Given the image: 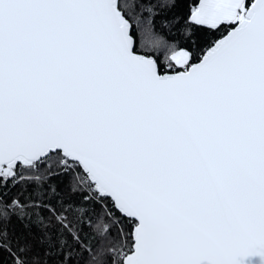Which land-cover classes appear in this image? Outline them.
<instances>
[{
	"label": "snow or ice",
	"instance_id": "1",
	"mask_svg": "<svg viewBox=\"0 0 264 264\" xmlns=\"http://www.w3.org/2000/svg\"><path fill=\"white\" fill-rule=\"evenodd\" d=\"M264 264V0H0V264Z\"/></svg>",
	"mask_w": 264,
	"mask_h": 264
},
{
	"label": "water",
	"instance_id": "2",
	"mask_svg": "<svg viewBox=\"0 0 264 264\" xmlns=\"http://www.w3.org/2000/svg\"><path fill=\"white\" fill-rule=\"evenodd\" d=\"M254 259H255V261H256V264H259L260 258H259V257H256V258H254Z\"/></svg>",
	"mask_w": 264,
	"mask_h": 264
}]
</instances>
